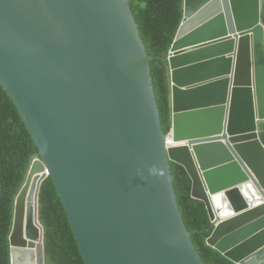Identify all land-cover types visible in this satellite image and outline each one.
I'll use <instances>...</instances> for the list:
<instances>
[{
	"label": "water",
	"instance_id": "water-1",
	"mask_svg": "<svg viewBox=\"0 0 264 264\" xmlns=\"http://www.w3.org/2000/svg\"><path fill=\"white\" fill-rule=\"evenodd\" d=\"M263 4L184 0L165 58L167 145L130 0H0V83L39 148L15 200L11 264H46V169L86 264H206L171 162L208 209L207 246L264 264Z\"/></svg>",
	"mask_w": 264,
	"mask_h": 264
},
{
	"label": "trees",
	"instance_id": "trees-1",
	"mask_svg": "<svg viewBox=\"0 0 264 264\" xmlns=\"http://www.w3.org/2000/svg\"><path fill=\"white\" fill-rule=\"evenodd\" d=\"M151 61L163 130L172 124L171 87L165 61L183 22L184 0H130ZM264 24V4H263ZM264 144V124L261 125ZM39 148L17 106L0 83V264H11L10 236L15 200ZM178 203L192 240L206 264H234L207 246L214 232L206 205L192 198V179L184 166L171 162ZM39 222L44 229L46 264H86L53 179L46 178L39 194Z\"/></svg>",
	"mask_w": 264,
	"mask_h": 264
},
{
	"label": "built area",
	"instance_id": "built-area-1",
	"mask_svg": "<svg viewBox=\"0 0 264 264\" xmlns=\"http://www.w3.org/2000/svg\"><path fill=\"white\" fill-rule=\"evenodd\" d=\"M173 135H172V132H171V130H170V133L166 136V142H167V145H169V144H171L172 143V141H173V137H172ZM45 174H46V176L48 177L50 174H49V171L46 169V171H45Z\"/></svg>",
	"mask_w": 264,
	"mask_h": 264
},
{
	"label": "clouds",
	"instance_id": "clouds-1",
	"mask_svg": "<svg viewBox=\"0 0 264 264\" xmlns=\"http://www.w3.org/2000/svg\"><path fill=\"white\" fill-rule=\"evenodd\" d=\"M49 174H50V172H49ZM49 176H50V175H49ZM49 176H48V177H49Z\"/></svg>",
	"mask_w": 264,
	"mask_h": 264
}]
</instances>
